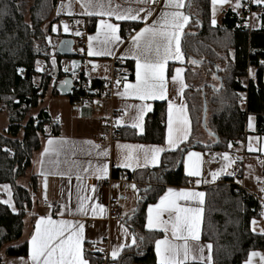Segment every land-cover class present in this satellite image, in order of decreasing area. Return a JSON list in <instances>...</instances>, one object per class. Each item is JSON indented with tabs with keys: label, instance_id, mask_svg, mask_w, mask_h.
Instances as JSON below:
<instances>
[{
	"label": "trees",
	"instance_id": "trees-1",
	"mask_svg": "<svg viewBox=\"0 0 264 264\" xmlns=\"http://www.w3.org/2000/svg\"><path fill=\"white\" fill-rule=\"evenodd\" d=\"M61 1L0 0V105L4 106L8 117L6 129L0 132V184L10 187L16 209L11 211L3 203L0 193V264L8 258L28 254V241L23 239L24 220L32 214L37 175L30 176L29 189L18 185L17 180L31 169L43 141L60 135V124H54L44 108L35 118L29 113L38 107L48 88L52 95H58L54 88L56 81L49 75V60L54 48L52 35L65 36L60 32L63 16H56ZM210 6L211 0H190L186 11L190 22L182 37V51L186 58L184 79L188 85L184 100L191 119V135L176 150L163 153L158 167L127 172L126 177L137 184L140 200L135 213L124 222L135 236L137 245L107 264H157L154 241L163 233L146 229V207L166 187L190 184L191 180L182 170L185 152L196 149L224 153L229 150V144L232 147L243 143L249 115L255 117L256 134L264 135V10L259 15V28L250 30L239 26L232 8L223 10L216 26H212ZM97 19L87 16L80 18V22L87 33H92ZM68 20L73 21L72 18ZM141 24L140 21L119 22L121 39H126ZM53 25H58L56 34L52 33ZM40 59L45 72L36 70ZM192 60L197 63H190ZM59 61L60 57H57ZM190 65L197 71L190 69ZM125 68L132 78V64H125ZM19 69H23V76ZM249 70L252 75L243 85L242 80ZM170 71L169 67L168 75ZM36 76L39 77L37 84L34 83ZM81 76L86 78L85 73ZM61 78L60 74L58 80ZM91 83L98 86L100 80L92 79ZM242 94L245 95L244 105L237 102ZM68 99L72 105L75 97L71 95ZM203 99L207 108L206 129L201 125ZM165 109V102L152 103V110L144 117V132L138 134L134 129L121 127L118 131L121 140L162 145L165 141ZM197 128L210 139H198ZM194 143L197 144L192 147ZM179 161L180 166L176 169ZM111 175L116 176L117 170ZM203 192L201 240L213 246L212 264H243L249 252L264 250V235L249 228L253 219L260 218L261 202L257 197L234 184L232 177L221 178L205 187ZM87 247L89 245H85L84 252L89 264H100L102 253L87 252Z\"/></svg>",
	"mask_w": 264,
	"mask_h": 264
},
{
	"label": "snow or ice",
	"instance_id": "snow-or-ice-1",
	"mask_svg": "<svg viewBox=\"0 0 264 264\" xmlns=\"http://www.w3.org/2000/svg\"><path fill=\"white\" fill-rule=\"evenodd\" d=\"M80 7L84 9L83 14L88 16L100 17L96 25V35L88 36V52L89 56H112L115 54L114 50L119 44L124 43L121 39L119 26L111 23L109 19L114 17L116 20H143L147 21L148 17L152 15V9L140 8L133 12L131 8L127 10L118 11L116 7L111 6V0H77ZM138 4L151 5L155 4L156 0H136ZM256 4H264V0H253ZM232 5V0H211L212 15L211 25L216 26L217 6L222 8L223 5ZM165 9H174L172 11H162L160 16L152 22V24H145L135 35L131 37V48L125 55L119 58L124 60L130 57L135 61V82H127V77H124L123 92H117V95L122 98H132L140 101L139 104L126 105L127 108H134L136 110L131 127L138 129L140 133L144 132V117L145 114L152 110V104L148 101L162 100L167 101V121H166V136L165 147L144 145H129L117 144V148L124 150L121 152V159L118 167L134 168L140 165L143 160L144 165L149 163L155 165L158 162L159 155L165 150H175L178 146L188 138L189 120L186 111V105L183 99V93L188 85L184 82L182 73L184 71L181 67L175 68V74L171 76V82L175 86V96L169 99L168 96V78L166 76V69L169 61L184 62V54L181 49V40L184 35V29L190 22V17L186 15L181 9L185 7V0H164ZM233 10L241 7L240 0H236L232 5ZM140 12H144L143 17ZM59 14V12H58ZM71 14V13H69ZM78 23V22H77ZM199 24V21L196 22ZM247 27V25H245ZM64 31H69V26L65 24ZM53 32L57 31L53 27ZM76 36L82 35L80 31L74 33ZM95 42V43H94ZM68 46L69 51L70 42H64ZM55 65V59L52 61ZM196 64L197 61H190ZM264 63V62H262ZM76 67L73 62V68ZM93 70L97 65L93 64ZM37 71L42 69L37 61ZM67 71V69H65ZM21 73L23 69H19ZM75 75V72H73ZM216 78V77H214ZM70 81H64L65 86L70 85ZM120 81H117L119 86ZM179 98V103H177ZM243 99V98H241ZM121 121L118 119L116 124L119 125ZM248 127H252V118L249 117ZM251 139V138H250ZM48 147L45 148L44 153H56L63 150L68 141H54L48 140ZM85 144L96 149L97 155H108V150H100V145H94L91 141H85ZM59 145V149L55 145ZM231 147V144H229ZM249 151H255L252 144L248 145ZM73 155L75 154V146L72 148ZM90 154V152H89ZM223 158L228 161L225 168L230 166L231 161L227 154ZM85 172L87 168L83 169ZM185 174L189 177H200V153L188 152L187 158L184 160ZM96 178H107L108 165L104 163L102 166L96 168ZM222 168L220 172H223ZM220 172H212L213 181L217 179ZM45 175L44 173H41ZM64 175V173H59ZM234 175L233 173H228ZM77 179L80 176L77 175ZM202 180L197 179L195 183L199 185ZM207 182V181H203ZM240 183V181H237ZM45 189L47 187L45 180ZM8 189V185H3ZM135 189V185H132ZM95 189L93 188V191ZM264 192V188H261ZM205 193L195 191L192 189L175 190L168 188L162 196L159 197V202L154 205H149L146 229L151 231H160L164 233L162 239H156L155 254L157 264H212V244L206 246L199 243L201 239V220L203 215ZM85 198H81L76 209V212L81 215H87V208L85 207ZM46 200V196H45ZM183 201V203H181ZM9 207H13L11 201H3ZM51 208V205H48ZM93 207V215H95V207ZM264 208V205H262ZM13 210H15L13 208ZM103 210V209H102ZM65 211L72 214V209L62 206L58 215L63 216ZM261 217L264 218V211L261 212ZM252 230L255 232L257 221H251ZM84 224L77 220L71 219H53L51 215L41 216L36 220L34 231L28 241L29 252L27 264H89V260L85 258L83 249L84 242ZM125 234L127 230L125 229ZM169 233L171 234L169 237ZM261 235H264V230H261ZM143 241V237L140 238ZM132 244H136V238L133 236ZM129 247L127 244H122L118 248H114L111 252V257L115 261L120 255L122 248ZM205 247L208 250L207 257L204 256ZM255 257H259L260 264H264V255L259 252H249L248 259L245 264H253Z\"/></svg>",
	"mask_w": 264,
	"mask_h": 264
},
{
	"label": "crops",
	"instance_id": "crops-1",
	"mask_svg": "<svg viewBox=\"0 0 264 264\" xmlns=\"http://www.w3.org/2000/svg\"><path fill=\"white\" fill-rule=\"evenodd\" d=\"M60 3H61L60 15L63 16V19L60 22V27H61V24H65V23L72 26L76 21L80 22V18L88 16V15L83 14L84 9L80 7V4L77 2V0H62ZM186 3H187V0H185V7H186ZM111 6L112 7L118 6L117 8L118 11L127 10L129 8H131L133 12L138 11L140 8L150 7L152 9V15L148 17L146 22L143 20H116L114 17L107 18L109 19L111 23H115L117 25L119 22H122V21H140L142 23L139 29H137L135 32L129 35L126 39H122L124 43L119 44V46L115 48L114 55H118L119 57L121 55H125L126 52L131 48V37L135 35L136 32H138L142 27H145L146 23L149 25L152 24V22L160 16V13L162 11L174 10V9H165L164 0H156V3L151 4V5L138 4L136 0H111ZM185 7L181 9V11H183L187 15ZM210 7H211V15H212V5ZM217 7L218 9H220L218 10L217 15H216V19L218 21L222 11L227 8H230V5L229 4L223 5L222 8L220 6H217ZM144 15H145L144 12H140L141 17H143ZM93 17H96V16H93ZM68 18L70 19L72 18L73 21L68 20ZM96 18H98L97 19V23H98L99 19L101 18L100 17H96ZM187 26L185 27V29L187 28ZM90 35L91 36L96 35V28L94 32L86 34L85 43L81 46L80 53L83 55L84 61L88 62L92 60L91 64L88 66L89 71H86L87 79L90 81L92 79L101 80L102 78L109 75L110 59L114 55L112 56H89L87 52H88V36ZM59 38L57 39V41L59 40ZM181 49H182V40H181ZM123 61L126 65L128 63L132 64V68H133L132 78L129 77V71L127 70V68L125 72H126L127 77H129L127 82L134 83L135 82V61L131 59L130 57H126ZM185 63H186V58L184 54L183 63H181L180 61H169L167 65L166 76L168 78L169 99L173 98L176 94L175 86L171 82V76L175 74L176 67H181L184 69L182 73V76L184 78V73L186 69ZM93 64L97 65V68L95 70H93V67H92ZM169 67L171 68V71H170V74L168 75ZM250 71L251 70L248 71V74L250 73ZM248 74H247V77H249ZM184 82H185V79H184ZM117 92H123V86L119 90H117ZM117 92H116L115 99H114V106L116 109L121 110L124 113L126 112V105L141 103L140 101L134 100L132 98H127V99L122 98L121 96L117 95ZM183 99H184V93H183ZM154 102H165L166 103V109H165V136H166L167 101H162V100L148 101V103H151V104ZM179 102H180L179 98H177V103ZM184 103H185V100H184ZM72 111L75 114H73L72 117H70L68 120L61 122V123L57 122L58 124H60V135L50 136L43 141L40 152L36 155L31 169L26 174L27 176L37 175V188H36V193H35V199H36L34 202L35 206L32 209V214L28 218V221L24 220L25 229L23 233V239H27V241L30 240L31 235L34 231L36 220L39 219V217L41 216L51 215L53 219L77 220V221L82 222L85 226L83 249L85 248V245L92 246L94 248V252H99V253L107 252L108 257L111 260L112 259L111 252L114 248H118L122 244L129 245V247H125L120 250V255L117 257L119 258L124 251L130 248H133L137 245V244H132L133 235L131 233V230L125 225V222H124L126 218L132 216L135 213L138 202L134 204L135 198L133 195L132 185H135L137 187V184L134 181H126V182L121 183L120 191H119L120 200H124L128 198L129 201L130 200L133 201L132 208H129L128 210H126L125 216H123L124 214L122 212L123 220L109 221L107 219V189L105 187L106 180L109 177L110 178L112 177L111 174H112V171L114 170H117V171L125 170L127 172H133L138 169L156 168L160 165L162 154L165 152L174 151V150H165L164 152H162L159 155L158 162L155 165L151 163L144 165L143 160H141L139 163L140 165H143V166H135L134 168L118 167L117 164L119 160L121 159L120 154L124 150L118 149L117 144L144 145L146 147L157 146V147L167 148L165 141L162 145L144 144V143L127 141V140L110 141L107 137L106 130L104 129V127L102 126L100 122L99 115H91L87 109L77 110L73 106H72ZM186 111H187V116L189 120V126H188L189 134L187 138L188 140L192 132V124H191V119L189 116L187 105H186ZM135 113H136V110L134 108H127V114L121 120V123H120L122 128L134 129L130 125L133 122V117L135 116ZM249 117L252 118L251 128L248 127ZM134 130L138 134H141L138 129H134ZM245 131L247 134L244 139V142L231 147V149H233L237 155H241V154L245 155V160H244V163L241 169L236 170L237 165L234 167V169H232V173L234 175H229V174L223 175V173L220 172L221 168L219 167V164L224 159L223 158L224 154L228 155L227 152L222 153L220 155V161L217 163H214L208 160L207 152H203V151L196 150V149H191L185 152L183 155V158H182L183 173L185 174L184 160L185 158H187L188 152H196V153H200L201 176L200 177H189L185 174L191 180V183L188 186L166 187L163 190V192L158 196V198L154 202L150 203V205H154L158 203L159 197L162 196L168 188H173L175 190L192 189L195 191L203 192V189L205 187L217 183L218 180H220L223 177H232L234 178V184L239 185L237 183V180L243 179V175L246 172L245 170L247 168L246 167L247 163L250 164V159L251 161L254 162L255 156H259L260 158V149L262 148V135L260 136L256 134L254 116L250 115L247 117L246 124H245ZM49 139H52L54 141H68V144L65 145L63 150L59 152V155L53 152H49L48 154H45L42 156L45 148L48 147L47 142ZM187 140H185L183 143H185ZM85 141H91L92 144L94 145H100V150L107 149L108 155L107 156L97 155L98 150L92 149L90 145L84 143ZM183 143H181L180 145H182ZM249 143H251L253 148L256 149L255 151L248 150ZM73 146H75L74 155L72 152ZM55 147L59 149L60 146L57 144L55 145ZM229 159L231 158L229 157ZM233 162L234 164H236L234 160ZM104 163H107L108 165L107 178L101 177L100 179H97L95 170L97 167L102 166ZM85 168L88 169L87 172L83 170ZM262 169L263 167L259 165V172L261 171L262 174H264V171ZM212 172H220V175L217 177L215 181H213L212 179V176H211ZM41 173H44L45 175H42ZM59 173H64V175H60ZM238 174H239V178H237ZM77 175L80 176L79 180L77 179ZM197 179L202 180V182L199 185L195 183ZM45 180L47 184L46 189L44 186ZM203 181H207V182H203ZM258 183L260 182L257 181L255 183L257 187H258ZM240 187L246 190L251 195H254L256 197L255 192L248 190L244 186H240ZM93 188L95 189L94 191H93ZM45 196H46V200H45ZM81 198H85L84 202H85V207L87 208V215H81L76 212V209L78 207V204ZM55 202L60 203V206L57 208L56 211H52L51 208L48 207V205H51L52 203H55ZM261 202L264 203V200L263 201L261 200ZM181 203H183V201H181ZM148 205L146 207L145 225L147 223V215H148L147 210L149 207ZM62 206L71 208L72 214H69L67 211H65L63 216L58 215ZM92 206H96L95 215H93ZM31 220H33L32 224H31ZM125 229L127 230V234H125V231H124ZM200 232H201V226H200ZM170 235L171 234L169 233V237ZM163 236H164V233L162 234V236H160L157 239H162ZM199 243L205 246L208 244L206 242H203L201 239ZM28 252H29V245H28ZM154 252H155V243H154ZM207 255H208V250L205 247L204 256L207 257ZM155 258H156V254H155ZM156 261H157V258H156ZM3 262L9 263V264H27L28 254L26 257L8 258L4 260Z\"/></svg>",
	"mask_w": 264,
	"mask_h": 264
},
{
	"label": "built area",
	"instance_id": "built-area-1",
	"mask_svg": "<svg viewBox=\"0 0 264 264\" xmlns=\"http://www.w3.org/2000/svg\"><path fill=\"white\" fill-rule=\"evenodd\" d=\"M264 10V4H256L253 0H242L241 7L235 10L236 17L239 20L240 27H250V19L254 14L260 15ZM72 31H80L82 35H69L73 38L74 45L73 50L77 52V54L83 58L82 63L80 65V69L75 75H71L72 81V91L71 95L75 97L72 106L77 109H87L91 115H99L100 122L104 129L106 130L107 137L110 141L112 140H121V134L118 132L121 128V125H117L116 121L119 119L120 121L125 117V113L121 110H118L114 106V99L117 90H119L123 84L125 83L124 77L126 75L125 63L123 60L119 58L118 55H114L110 59V73L108 76L102 78L100 80V84L98 86H93L91 81L87 79L86 71L83 69L84 57L80 53L81 46L85 43L86 37V29L81 22L77 21L71 26ZM46 68L42 67V72H45ZM85 77L81 75L84 74ZM24 75V72L21 73ZM129 77H127V80ZM249 77L243 78V85H246ZM120 81L119 86L117 85V81ZM243 98V99H241ZM237 102L241 105L245 104V95L242 94L238 97ZM228 155L235 160L237 169L240 170L241 162H244L245 155H237L236 152L229 148L226 151ZM222 153H215L213 151L207 153V158L209 161L217 163L220 161V155ZM243 164V163H242ZM127 171L118 170L116 176L109 177L106 180L105 187L107 189V219L109 221H121L122 220V209L120 206V185L129 180L126 177ZM191 183V182H190ZM259 185L263 186V184ZM260 200V199H259ZM261 202V200H260ZM262 204H264L262 202ZM262 204L258 213L262 212ZM60 206V203L55 202L51 204V210L56 211ZM87 252H94V248L89 246L86 248ZM109 257L107 252H102V256L100 258V264H106L109 261ZM1 264H9L6 262H2Z\"/></svg>",
	"mask_w": 264,
	"mask_h": 264
},
{
	"label": "rangeland",
	"instance_id": "rangeland-1",
	"mask_svg": "<svg viewBox=\"0 0 264 264\" xmlns=\"http://www.w3.org/2000/svg\"><path fill=\"white\" fill-rule=\"evenodd\" d=\"M241 1L242 0H240V3H241ZM235 2H236V0H232V5H234ZM232 5H230V8L233 9ZM65 24H67V23H65ZM65 24H61L60 32L62 34L68 35V36L69 35H74V33L76 31H72L71 30V26L69 24H67L69 26V31L68 32L64 31V27L63 26ZM259 26H260L259 15L254 14L251 17V19H250V27H248V29H250V30L251 29H257V28H259ZM53 27H56V29H57V25H53ZM56 32L57 31H55V32L52 31L53 34H56ZM54 36L55 35H52V37H53L52 38V44L56 45L57 39L59 37H54ZM38 61H39V66L42 69V67L44 65L43 61L41 59L38 60ZM88 62L87 61L83 62V69L85 71H89L88 66L91 64L92 60H90ZM110 66H111V63H110ZM36 67H37V64H36ZM190 69H192L195 72L197 71L191 65H190ZM195 72H192L193 75H194ZM251 72H252V70L248 74L249 77L252 75ZM190 80H192V79H191V75L189 74L188 75V81L190 82ZM38 82H39V77L36 76L34 78V83L37 84ZM211 82H213V81L211 80ZM193 83H195V85H196V83H197L196 80H194ZM43 108L50 114L51 118L54 121V124H56L57 122L58 123L64 122V121L68 120L70 117H72L73 114H75L72 111V106L70 105L68 97H63V96H59V95H52L50 88H48V90L46 91V95L41 100V102L39 103L38 107L33 109V110H31L29 115L31 117L35 118L37 113H38V111H40ZM7 124H8L7 112H6L5 108H4V106L0 105V132H3L6 129ZM45 130L48 131V127H45ZM199 130H200L199 128H197V130H196V133H198V135H197L198 139H202V140H209L210 139L207 136L203 135V133L200 132ZM233 160H231V161H233ZM227 163H228V161L223 159L221 161V163L219 164V167L221 169L222 168L224 169V171L222 172L223 175H228V173H232V169H234V167L236 166V164H234V162H233L230 166L225 168V165ZM242 163H244V162H241V165H243ZM259 165L261 167H263L262 170L264 171V135H262V148L260 149V158H259V156H255L254 162L251 161V159H250V164L247 163V165H246L247 168L245 170L246 171L245 174L243 175V179L242 180L241 179L237 180V181H240V183H238L240 186H244L248 190L255 192L256 197L263 201L264 200V192H261V188H264V174H262L261 171L259 172ZM241 167H240V169H241ZM236 170H237V166H236ZM234 172H235V170H234ZM29 178H30V176L25 175L24 177L19 178L17 180V184L22 186V187H24V188L29 189V186H28ZM257 181H259L260 184H263V186H260L259 183H258V187H257L255 185V183ZM3 185H6V184H0V193L2 194V201H11V204L13 205V207H9V205L7 203H4V202L3 203L6 204L11 209V211L15 212L16 209H15V206H14L13 201H12L11 189H10V187H8V189H5L4 187H2ZM139 185L143 186V183H140ZM138 192H139L138 188L135 186V189H133V195H134V198H135L134 204H136L140 200ZM132 202L133 201H131V200L129 201L128 198H126L124 200H120V206H121L122 212L124 214L123 216H125L126 210H128L129 208H132ZM38 204H39V202H38ZM261 204H262V202H261ZM262 205H264V204H262ZM34 206H35V204H34ZM38 207H40V206H38ZM13 208L15 210H13ZM262 211H264V208H262ZM28 218H29V216H27L25 218V221H28ZM255 220L257 221V225L255 226V232L254 233H259L260 234L261 230H264V218H262L261 215H260V218L259 219H255ZM249 228H250V231L253 232L252 224H250ZM131 233H132V231H131ZM132 235H133V233H132ZM255 252H259L261 255H264V250L263 251H255ZM243 264H245V261L243 262ZM253 264H260L259 257H255L254 258Z\"/></svg>",
	"mask_w": 264,
	"mask_h": 264
},
{
	"label": "water",
	"instance_id": "water-1",
	"mask_svg": "<svg viewBox=\"0 0 264 264\" xmlns=\"http://www.w3.org/2000/svg\"><path fill=\"white\" fill-rule=\"evenodd\" d=\"M190 0L186 3V11L189 7ZM60 8L61 3L58 4L56 8V16L60 15ZM59 12V14H58ZM64 42H70V48L71 51H69L68 46L65 45ZM74 41L73 38L65 35L59 38V40L56 42V45H54L53 48V54L52 57L49 60V66H50V77L53 81H56L55 83V91L58 95L63 97H68L71 90H72V81H71V75L73 72H78L80 69V65L82 63V58L73 50ZM57 57H60L59 63L57 62ZM55 59V65H53L52 61ZM73 62H75L76 67L73 68ZM67 69V71L65 70ZM62 75V78L58 80L59 75ZM70 81V85L65 86L64 81ZM220 81V80H219ZM206 101L203 99V110H202V117H201V125L204 129L205 127V118H206ZM214 139L216 138L215 135H211ZM217 142V140H216ZM197 143H194L192 147H195ZM181 161L178 162L176 169L179 168ZM144 201V199H142Z\"/></svg>",
	"mask_w": 264,
	"mask_h": 264
},
{
	"label": "bare ground",
	"instance_id": "bare-ground-1",
	"mask_svg": "<svg viewBox=\"0 0 264 264\" xmlns=\"http://www.w3.org/2000/svg\"><path fill=\"white\" fill-rule=\"evenodd\" d=\"M42 72V71H41ZM20 74H21V72H20ZM72 91V90H71ZM60 96V95H59ZM69 96H71V92H70V94H69ZM107 264V263H106Z\"/></svg>",
	"mask_w": 264,
	"mask_h": 264
}]
</instances>
